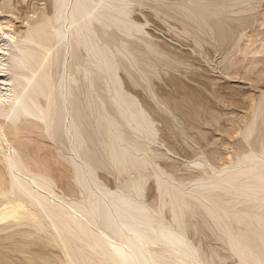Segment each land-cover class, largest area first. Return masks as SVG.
I'll use <instances>...</instances> for the list:
<instances>
[{"label": "bare ground", "instance_id": "bare-ground-1", "mask_svg": "<svg viewBox=\"0 0 264 264\" xmlns=\"http://www.w3.org/2000/svg\"><path fill=\"white\" fill-rule=\"evenodd\" d=\"M10 1L4 0L0 19L8 16L11 18L10 13L16 15L11 11ZM91 1L76 0L72 12L66 16L64 9L68 1L55 0L57 6L54 5L56 10L52 17L46 12H41L39 17H35L36 19L28 20L23 31L16 30L15 33L6 29L14 27L11 19L4 22L5 27L2 26L3 20L0 22V118L2 119L0 120V230L6 229L8 223L12 226L32 223L38 232L48 233L46 240L49 245L60 244L63 247L68 264H212L219 257L218 254L213 253L210 257H206L202 247L188 242L186 238L189 230H199L198 223L188 219L190 215L198 213V207L204 209L203 217L206 215L211 217L214 224L220 227L242 264H264V212L258 213L255 210V208H264L263 96L247 128L246 138L252 137L259 129L262 130L263 137L259 140L258 152L242 159L243 165L247 167L227 172L223 176L214 178L209 184H204L202 179H198L196 189L193 191L196 193L197 203L188 199L182 183L171 182L174 180L173 177H164L165 174L160 172L156 176V189L162 198L161 205L169 208L173 225L160 224L155 227L156 225L153 224L155 219L149 210L142 204L136 203L132 195L110 193L101 188L99 190L108 200L107 204L102 198H95L92 194L88 208L79 205L71 207L74 215L78 214L90 221H100L107 228V232L99 235L88 230L80 218L74 217L71 212H66L61 203H51L50 198L40 192L46 190L53 193L51 186L57 178L55 174L53 175L52 169L67 164L75 167L77 183L79 181L78 184L82 187H90L89 183L95 180L98 161L97 158L91 157L93 154H89V147L83 151L91 136L87 133L84 123L86 121L83 122L81 119L84 109L78 105L76 101L78 93L72 85L69 90L71 96L69 103L73 108H70V115L67 114L71 117V122L66 126V132L74 139V151L78 155H84L87 169L59 152L54 154L49 146H46L47 144L33 138L35 128L40 130V137H47V134L45 135L47 132L48 137L53 141H59L60 133L61 136L65 135L63 127L61 129L64 115L62 105L59 104L61 86L56 84L54 78V64L63 51L60 45L57 49L55 46L65 37L61 26L55 24L60 20L70 19L73 24L77 23L71 30L74 40L69 45L73 61L78 58L80 46H83L95 59L94 62L91 61L83 66L82 73L79 71L84 78H90L88 79L91 81L90 87L98 86L99 70L108 72L115 85L112 98L127 125L132 128L140 126L145 131L154 133L148 113L144 109H136V104L126 99L121 91L122 85L116 77L118 69L124 68L129 73L131 66L143 63H140L135 48L126 42L117 49L116 53H108L104 45L100 44L104 34L108 33L105 28L118 26L127 32L131 31L132 23L123 18L127 11L118 9L112 14L94 12L95 7L91 5ZM142 1L144 0H135L138 3ZM182 8L188 12V15L193 8L195 10L199 8L198 14L194 12L195 16L212 19V23L216 25L212 29L218 32L222 41L230 35L234 27L233 23L230 24L223 19L221 12L224 11L221 9L220 13L213 11L211 7L201 5L197 0H190L189 4H185ZM15 17L17 16L13 19L16 21ZM119 54H123L131 61V65L123 63L119 59ZM149 68L152 70L154 67L149 66ZM70 70V82L76 83L79 79L72 69ZM143 75L148 78L150 72L145 71ZM92 91L88 89L87 102L90 110L99 112L96 116V124L99 129H104L102 138L111 162L118 164L119 172L122 173L149 167L151 163L148 159H139L136 156L135 151L138 152L141 148L127 135L125 125L114 119L110 114L111 110L105 107V97L98 91L96 94ZM38 153H43L42 159L36 157L39 156ZM60 170L61 168L58 167L59 172ZM58 171L56 170V173ZM63 176L62 171L57 173L58 179L62 180ZM144 185L143 181L136 178L130 181L129 188L141 196L145 191ZM225 195H237L241 200L235 202L232 201L233 198H227ZM238 204H241L240 208L237 207ZM162 207L153 206L154 213L159 215ZM125 229L131 235L124 232ZM28 233L29 231L26 232ZM26 236L29 237V234ZM113 236L120 239L119 244L109 240ZM83 238L88 239L87 246H73L76 241ZM154 245H163L164 249L161 251L151 249ZM6 249L7 252L0 251V264H24V261L23 263L15 259L13 261L12 254L15 253H10L12 248L11 251L9 248ZM22 250L19 253L26 255L27 249L22 248ZM93 252L98 253L101 258L95 257ZM28 254L32 253L28 252ZM25 255L26 258L29 256ZM29 259V264L35 263L36 261H30L36 259H40L44 264H51L52 260L45 253L39 252ZM24 260L26 263L27 260Z\"/></svg>", "mask_w": 264, "mask_h": 264}, {"label": "rangeland", "instance_id": "rangeland-1", "mask_svg": "<svg viewBox=\"0 0 264 264\" xmlns=\"http://www.w3.org/2000/svg\"><path fill=\"white\" fill-rule=\"evenodd\" d=\"M54 1L11 0V11L16 15L10 13L11 18L6 15L8 17L0 19V22L3 20L2 26L5 27L4 22L11 19V24L16 26L15 30L12 31L13 26L10 29L6 26V29L10 32L23 31L28 20L36 19L35 17H39L41 12H46L52 17L57 6ZM67 1L64 15L69 16L76 0ZM189 1L144 0L142 3L135 0L91 1V5L95 7L94 12L112 14L118 9L127 11L123 18L132 23L131 31L127 32L118 26L105 28L108 33L104 34L100 44L104 45L108 53H116L117 49L126 42L135 48L140 63H143L131 66L129 73L124 68L118 69L116 77L122 85L121 91L126 99L135 103L136 109H144L148 113L153 134L140 126L132 128L127 125L112 98L115 85L108 72L99 70L100 81L96 88L90 87L91 81L88 80L90 78L83 77L81 69L95 59L83 46H80L78 58L73 61L69 45L74 40L71 30L77 23L73 24L70 19H62L55 23L61 26L65 34L62 41L55 46V49L61 47L63 51L54 64L55 82L61 86L59 104L62 105L64 114L61 129L63 127L65 135L63 137L60 133L57 142L48 137L47 132L45 133L47 137H40V130L35 128L33 138L47 144L46 146H49L54 154L59 152L87 169L84 155H78L74 151V139L66 132V126L71 122L69 115L73 105L69 103L71 100L69 90L73 86L78 93L76 101L84 109L81 119L83 122L86 121L84 123L87 133L91 136L83 151L89 147L88 150L91 152L89 154H93L91 157L97 158L98 161L94 176L96 181H91L90 187L87 188L78 184L79 181L77 183L73 165L58 166L64 175L62 180L58 179L57 173L60 172L55 166L56 169L54 167L52 173L56 175L54 176L57 180L51 186L53 193L40 190L43 195L50 198L51 203H61L66 212L74 215L71 207L79 205L88 208L92 194L95 198H102L107 204L108 200L99 190L102 188L110 193L132 195L136 203L142 204L149 210L155 219L153 223L155 227L160 224L170 226L174 224L173 217L167 206L162 207V198L156 189L155 178L158 174L164 173V177H173L174 180L171 182L174 184L182 183L184 191L190 195H187L188 199L197 203L196 193L193 191L196 189L198 179H202L204 184H209L214 178L223 176L227 172L247 167L243 165L242 159L258 152L259 140L263 137L262 130H257L248 139L246 131L254 118L256 107L262 96L264 97V0H201V2L197 0L199 4L211 7L213 11L220 13L221 9L224 11L221 12L223 19L234 24H232L234 30L232 29L230 35L223 41L216 29L217 33L212 29L216 26L212 23V19L195 16L199 8L196 10L193 8L191 10L193 14L190 12L189 15L182 8L185 4H189ZM4 3V0H0V11ZM111 3H114L113 6L110 5ZM14 16H17L16 21L13 19ZM118 56L123 63L131 65V61L123 54ZM149 66L154 68L151 70ZM70 69L79 82H70ZM142 71L150 72L149 80L144 77ZM88 89L93 90L94 94L98 91L105 97V107L111 110L110 114L114 119L125 125L127 135L141 148L138 152L135 151L136 156L139 159H148L151 163L149 167L122 173L119 172L120 166L111 162L102 138L104 129H99L96 124V116L99 112L90 110L87 102ZM37 155H39L36 156L37 158H43V153ZM136 178L145 184V191L141 196L129 188L130 181ZM225 196L233 198L232 201L241 200L237 195ZM153 206L162 207L159 215L154 213ZM240 206L241 204L237 205L238 208ZM197 210L198 213L190 215L188 219L198 223L199 230H189L186 233L188 242L202 247L206 257L217 253L219 257L212 264H242L220 227L214 224L211 217L207 215L203 217L205 214L203 208L197 207ZM255 210L258 213L264 212V208H255ZM75 215L74 217L80 218L90 231L99 235L108 231L100 221H90L78 214ZM31 224L27 222L24 225L12 226L8 223L6 229L0 230V251L7 252L6 248H9V251L12 248L10 253H15L12 254L13 261L14 259L17 262L24 261V264H27L29 258L32 259L38 252L50 257L51 264H68L63 247L60 244L49 245L46 240L48 233L38 232ZM125 230L124 232H127ZM28 231L29 237L26 236ZM113 238L109 240L120 243L118 237L113 236ZM84 239L86 238L76 241L73 246H87L88 239L86 241ZM22 248L27 249L25 250L27 256L28 252L32 254L27 258L24 257L25 254L19 253L23 251ZM151 249L161 251L164 246L154 245ZM33 254L34 256H31ZM93 254L101 258L98 253L93 252ZM21 256L27 260L26 263ZM32 261L36 262L31 264H44L40 259L30 262Z\"/></svg>", "mask_w": 264, "mask_h": 264}]
</instances>
